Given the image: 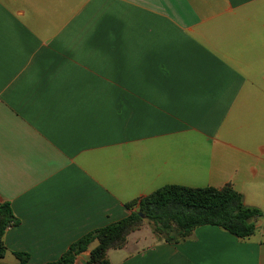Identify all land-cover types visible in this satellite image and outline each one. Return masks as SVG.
I'll return each mask as SVG.
<instances>
[{
  "label": "crops",
  "instance_id": "0c3cea01",
  "mask_svg": "<svg viewBox=\"0 0 264 264\" xmlns=\"http://www.w3.org/2000/svg\"><path fill=\"white\" fill-rule=\"evenodd\" d=\"M167 184H231L264 212V0H0V203L18 219L0 264L54 261ZM108 258L264 264V215L247 238L146 222Z\"/></svg>",
  "mask_w": 264,
  "mask_h": 264
},
{
  "label": "trees",
  "instance_id": "16d2710c",
  "mask_svg": "<svg viewBox=\"0 0 264 264\" xmlns=\"http://www.w3.org/2000/svg\"><path fill=\"white\" fill-rule=\"evenodd\" d=\"M132 210L124 218L91 230L74 242L61 256L45 264H75L81 253L90 251L88 259L92 264H110L108 251L126 246L129 235L141 229L146 222L153 232L166 241L178 242L190 236L202 225H216L239 238L255 233L257 220L263 210L248 206L243 195L231 184L223 187H188L178 184L164 185L144 196L126 203ZM143 216H142V215ZM18 223L8 202L0 203V258L8 252L4 235L6 230ZM18 264H29L30 254L14 251Z\"/></svg>",
  "mask_w": 264,
  "mask_h": 264
},
{
  "label": "rangeland",
  "instance_id": "374dc122",
  "mask_svg": "<svg viewBox=\"0 0 264 264\" xmlns=\"http://www.w3.org/2000/svg\"><path fill=\"white\" fill-rule=\"evenodd\" d=\"M6 261H4V264H14L16 262V258L12 255L7 257Z\"/></svg>",
  "mask_w": 264,
  "mask_h": 264
},
{
  "label": "water",
  "instance_id": "95a60500",
  "mask_svg": "<svg viewBox=\"0 0 264 264\" xmlns=\"http://www.w3.org/2000/svg\"><path fill=\"white\" fill-rule=\"evenodd\" d=\"M142 215V214H141ZM143 216V215H142Z\"/></svg>",
  "mask_w": 264,
  "mask_h": 264
}]
</instances>
